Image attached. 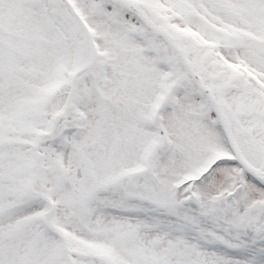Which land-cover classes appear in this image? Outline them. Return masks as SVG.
Listing matches in <instances>:
<instances>
[{
    "label": "snow or ice",
    "instance_id": "6c2138e0",
    "mask_svg": "<svg viewBox=\"0 0 264 264\" xmlns=\"http://www.w3.org/2000/svg\"><path fill=\"white\" fill-rule=\"evenodd\" d=\"M0 264H264V0H0Z\"/></svg>",
    "mask_w": 264,
    "mask_h": 264
}]
</instances>
